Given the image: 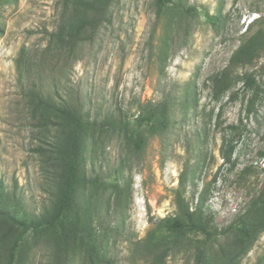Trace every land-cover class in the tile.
<instances>
[{
    "label": "rangeland",
    "instance_id": "374dc122",
    "mask_svg": "<svg viewBox=\"0 0 264 264\" xmlns=\"http://www.w3.org/2000/svg\"><path fill=\"white\" fill-rule=\"evenodd\" d=\"M180 3L191 8L187 33L177 28L179 17L156 16L154 0H115L110 22L90 42L61 46L51 34L69 10L65 0H0V201L15 209L17 219L48 208L54 191L53 127L39 126L32 111L36 93L57 104L79 98L91 119L119 116L129 125L141 105L164 95L177 101L166 133L148 135L138 153L110 131H94L88 145V174L103 183L97 198L109 197L101 191L108 183L124 189L121 211L111 223L119 227L104 242L111 264H133L129 245L144 237L149 219L174 212L181 173L191 204L204 191L215 227L243 211L264 183V57L240 68L239 78L220 93L211 77L226 66L246 26L253 31L264 21V0ZM245 73L254 75L260 90L250 110L253 92L244 87ZM227 125L235 127L230 164L219 151ZM111 202L110 196V207ZM16 230L0 217V264H48L49 240L27 232L19 253L11 248ZM182 261L179 254L166 264ZM234 264H264V232Z\"/></svg>",
    "mask_w": 264,
    "mask_h": 264
},
{
    "label": "trees",
    "instance_id": "16d2710c",
    "mask_svg": "<svg viewBox=\"0 0 264 264\" xmlns=\"http://www.w3.org/2000/svg\"><path fill=\"white\" fill-rule=\"evenodd\" d=\"M115 0H65L68 12L63 13L58 30L51 34L56 44L90 42L100 28L110 22L111 6ZM191 8L180 0H154L156 16L166 14L169 21L179 17L183 22L177 28L188 32L187 14ZM215 24L213 18H210ZM178 29V30H179ZM244 38L231 53L224 68L211 77L216 93H220L239 78V69L264 57V21L252 31L246 26ZM2 27L0 25V33ZM162 52V51H161ZM264 69V65H263ZM244 87L252 89L247 100L250 110L260 92L252 73L243 76ZM188 91V90H187ZM187 97L184 96L183 104ZM176 99L164 95L162 100L140 106L133 125L123 117L107 116L104 120L91 119L79 98H65L57 104L49 97L36 93L33 113L42 128L52 125V161L55 167L54 191L48 208L38 215L17 219L7 201H0V217L13 223L17 230L11 248L22 253V241L27 232L45 236L51 245L48 264H111L103 254L105 238L118 229L111 225L113 215L121 211L124 189L116 182L103 186L102 193L109 197L98 199L102 184L87 169L88 145L94 131L121 134L127 147L138 153L148 135L165 134ZM220 113L217 114V118ZM218 120V119H217ZM217 125L220 122L217 121ZM233 125H227L221 136L220 156L225 164L231 163L235 143L230 134ZM264 154V152L262 153ZM242 169L239 177L243 170ZM2 184L0 181V197ZM201 190L194 203L185 195L184 173L180 174L174 190L175 210L163 217L150 218V227L144 237L129 245V260L133 264H166L169 257L181 255L182 264H234L264 232V183L252 195L243 211L225 227L211 224ZM110 196L112 198L109 206ZM192 200V199H191ZM115 229V230H116ZM117 231V230H116Z\"/></svg>",
    "mask_w": 264,
    "mask_h": 264
}]
</instances>
